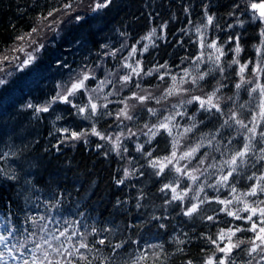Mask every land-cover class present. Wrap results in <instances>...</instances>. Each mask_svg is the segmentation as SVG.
Instances as JSON below:
<instances>
[{
    "label": "snow or ice",
    "instance_id": "snow-or-ice-1",
    "mask_svg": "<svg viewBox=\"0 0 264 264\" xmlns=\"http://www.w3.org/2000/svg\"><path fill=\"white\" fill-rule=\"evenodd\" d=\"M136 3L0 52V264H264V0Z\"/></svg>",
    "mask_w": 264,
    "mask_h": 264
},
{
    "label": "trees",
    "instance_id": "trees-1",
    "mask_svg": "<svg viewBox=\"0 0 264 264\" xmlns=\"http://www.w3.org/2000/svg\"><path fill=\"white\" fill-rule=\"evenodd\" d=\"M129 12H135L136 0H126ZM158 3L159 0H156ZM33 0H0V52L6 47L16 46L17 34L27 32L33 24L34 19H39L38 13L29 11ZM27 38V37H26ZM169 41L173 38L168 37ZM171 51V50H170ZM66 155L72 160L74 166L84 168H93L100 172L101 181H106L108 176L109 164L107 161H101L91 148L81 151L79 148L69 149Z\"/></svg>",
    "mask_w": 264,
    "mask_h": 264
},
{
    "label": "rangeland",
    "instance_id": "rangeland-1",
    "mask_svg": "<svg viewBox=\"0 0 264 264\" xmlns=\"http://www.w3.org/2000/svg\"><path fill=\"white\" fill-rule=\"evenodd\" d=\"M27 39V38H26Z\"/></svg>",
    "mask_w": 264,
    "mask_h": 264
}]
</instances>
